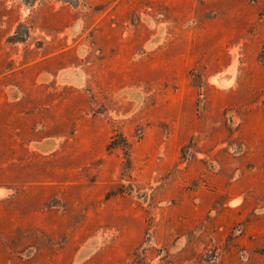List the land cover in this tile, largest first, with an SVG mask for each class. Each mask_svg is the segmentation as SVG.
I'll use <instances>...</instances> for the list:
<instances>
[{"label": "rangeland", "instance_id": "obj_1", "mask_svg": "<svg viewBox=\"0 0 264 264\" xmlns=\"http://www.w3.org/2000/svg\"><path fill=\"white\" fill-rule=\"evenodd\" d=\"M0 264H264V0H0Z\"/></svg>", "mask_w": 264, "mask_h": 264}]
</instances>
